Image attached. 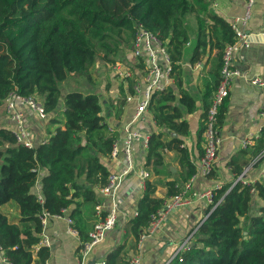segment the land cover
<instances>
[{"label": "trees", "instance_id": "obj_1", "mask_svg": "<svg viewBox=\"0 0 264 264\" xmlns=\"http://www.w3.org/2000/svg\"><path fill=\"white\" fill-rule=\"evenodd\" d=\"M209 5L210 0H0V105L14 91L32 96L48 115L46 139L30 148L16 143L12 132L0 126V250L10 264H45L48 248L38 245L44 215H61L69 209L68 218H73L83 204L99 202L97 189L108 175L102 159L109 157L118 133L104 121L94 92L67 91L59 106L58 82L71 75L94 85V64H112L115 53L130 46L136 23L164 45L175 88L168 86L149 97L147 110L155 126L176 136L165 139L162 132L148 134L143 165L149 166L152 175H160L161 152L174 150L181 168L179 181L184 183L195 172L177 137L186 131L181 108L190 112L195 106L182 86L179 64L182 47L189 40L184 16L193 15L195 21L189 63L203 58V66L208 63L203 125L219 80L223 48L233 41L230 22L210 13ZM249 148V158L258 156L260 161L264 127ZM238 153L226 162L232 179L212 190L218 202L206 207L197 237L193 235L198 245H190L180 261L176 257L166 264H264V178L231 184L242 171L239 155L247 154L245 150ZM165 185L164 195L156 197L154 184L144 181L135 215L125 221L126 234L106 254L104 264H128L122 253L126 235L136 246L150 215L181 188L174 180ZM253 197L261 201L255 210ZM80 232L83 242L87 236Z\"/></svg>", "mask_w": 264, "mask_h": 264}, {"label": "crops", "instance_id": "obj_2", "mask_svg": "<svg viewBox=\"0 0 264 264\" xmlns=\"http://www.w3.org/2000/svg\"><path fill=\"white\" fill-rule=\"evenodd\" d=\"M246 7V0H217L215 6H211L210 0L208 10L210 13H215L224 20L231 22L233 18L241 17ZM191 16L195 26L194 17ZM236 25L247 34L249 44L247 47L239 48L232 55L231 65L238 70L239 75L232 78L228 95L221 105L222 116L216 126L219 137L216 160L211 173L207 177L202 178L197 175L191 181L192 191H201L230 181L233 175L226 162L231 156H235L243 150L247 152L245 155H239V163H243L241 166V172H244L243 180L251 182L262 179L261 170L264 159L257 161L258 156L249 158L248 149L258 139L261 129L264 127V115L260 114L261 107L264 105V94L262 89L249 84L247 79L252 76H260L264 79V43L259 35V32L264 28V0H253L248 7V18L244 25L239 23ZM194 33L195 28L191 33L188 34L187 32L189 40L182 47L179 64L182 86L192 96L195 106L190 112H186L181 108V118L186 121V131L182 135H177V137L182 139L189 160L196 166L202 146L203 118L201 114L203 104L206 103L202 95L208 63L203 66L204 58L200 62L189 63ZM115 61L127 65L132 73L131 80L120 81L113 74L110 67L113 63H116ZM113 63L109 65L96 62L94 64L93 71L96 83L92 86L86 85L88 83L82 77H73L80 79V85L93 89V92L98 95L104 121L112 131L118 133L117 139H120L123 126L130 120L134 107V100L125 101V97L133 93L131 86L140 81L142 71L136 67L137 65L132 67L136 61L130 53L129 47L117 51ZM70 77L72 76L70 75ZM172 83L170 86L175 91ZM64 93L60 92L59 106H61V97ZM22 111L25 126L30 133L32 142L39 143L42 139H46L45 128L48 115L45 119H39L26 107H23ZM52 114L54 113L49 115ZM2 122L4 125L1 124ZM0 126L9 130L12 128L10 121L4 114L2 104L0 105ZM132 127L146 136L151 132H162L165 139L176 136L175 133L165 127L155 126L148 110L141 120L135 122ZM244 139H248L250 143L242 147L241 142ZM145 149L146 146L143 142H138L135 145L132 153L133 169L121 178L114 197L116 204L115 225L105 233L100 242L91 248L86 257L87 264L104 260L106 254L123 240V236L126 234L125 221L135 215L136 203L143 192L146 179L154 184V196L156 197L164 195L165 183L169 180L176 181V184L182 187L183 183L179 181L181 168L178 164L177 152L174 150L162 151V174L152 175L149 166L145 167L143 165ZM102 163L108 173H118L124 167L120 152H117L115 156L102 159ZM139 170L145 171L148 174L147 177L140 178L137 173ZM96 198L104 205L109 203V199L102 197L98 192ZM190 198L191 202L188 205L168 211L158 227L151 234L145 236L139 245H132V238L126 235L122 253L126 255L127 259L138 255L140 258L139 264L165 263L172 255L178 241L187 232L192 231L195 228V222L205 215L206 205L204 202L193 197ZM94 205L93 203L83 204L80 207L79 214L70 218L72 228L76 231L75 235L66 231V218L69 209L64 210L58 217H46L41 231V239L47 242L46 247L48 248V257L45 264H77L80 245L78 230L81 231L80 233L83 236H86V233L90 230L92 223L95 221ZM6 207L10 209L12 205ZM193 235H195V238L197 237L196 230ZM193 235L189 239V244L197 245ZM0 264H8L3 259L1 251Z\"/></svg>", "mask_w": 264, "mask_h": 264}, {"label": "built area", "instance_id": "obj_3", "mask_svg": "<svg viewBox=\"0 0 264 264\" xmlns=\"http://www.w3.org/2000/svg\"><path fill=\"white\" fill-rule=\"evenodd\" d=\"M253 0H246V10L241 17H235L230 22V27L233 32V41L224 46L221 56V69L219 73V80L212 91L210 96L209 105L205 111V120L202 130V146L201 154L198 157L195 172L189 177L187 181L182 184V187L178 192L165 198L159 209L155 213L151 214L149 221L144 231L139 235L136 245H139L141 240L151 234L160 224L163 216L170 210L175 208L186 206L191 202L193 197L198 200H202L207 206L211 205V208L217 204L218 201L213 199V189H218L220 186L212 188H205L201 191H192L191 181L198 175L202 178L207 177L212 169L217 155V145L219 141L217 129H216V114L217 109L228 95L229 85L233 77L238 76L239 72L236 68L231 65V58L235 51L239 48L247 47L248 40L247 34L237 27V23L244 25L248 18V7ZM217 0H211V6L216 5ZM259 35L264 43V28L259 32ZM130 53L135 59L136 63L132 67H138L142 72L140 81L135 82L131 88L133 93L126 95L125 101L134 100V107L131 113L130 120L123 126L122 134L120 139H115L111 144V150L109 156H115L117 152H120L124 163L123 169L118 172H110L106 177V182L103 186L97 189L98 194L102 197L109 199V203L104 205L103 203L97 202L94 205L95 221L92 223L90 230L86 233L87 239L80 242L78 249L77 264H87L86 257L91 248L98 242H100L105 233L112 229L116 221V204L115 194L119 187L121 178L125 176L129 171L133 169L132 153L135 145L138 142L146 144L147 136L141 131L133 128L132 125L141 120L147 111V103L150 95L153 92L161 91L172 83L170 76L171 66L167 51L164 45L159 39L149 30L145 29L141 23L134 25V33L131 44L129 46ZM131 67V68H132ZM111 71L119 78L120 81L132 77L131 71L127 65L116 62L111 65ZM247 82L255 87L262 89L264 94V79L260 76H252L247 79ZM134 94V95H133ZM134 98V99H132ZM3 110L5 116L12 124L11 132L16 143H19L25 147H32L33 142L30 133L25 126L22 108L26 107L31 110L39 119H45L46 114L43 111V107L40 102L36 101L32 96L18 95L14 91H9L2 99ZM260 114L264 115V105L261 107ZM42 139L39 143L43 142ZM249 140L244 139L241 142L242 147L249 145ZM259 157L264 159V149L259 154ZM262 175L264 178V164L262 166ZM140 178L147 177L145 171H137ZM243 173L241 172L238 176L233 179L239 180L243 183L247 181L243 180ZM60 216V215H53ZM46 215L41 218V226L43 227L46 219ZM206 217V214L196 223L195 228L192 231L182 237L174 247L172 255L168 258L165 264L172 258L181 260V254L188 251L190 248L189 239L193 235V232L197 229L199 224ZM66 231L72 235L76 234V231L72 228V220L66 218ZM42 231V229H41ZM47 242L41 239L38 245L46 246ZM34 251L36 248L33 249ZM1 251V250H0ZM2 252V251H1ZM3 255V254H2ZM3 259L10 264L5 257ZM140 258L138 255H134L129 258L128 264H139ZM92 264H104V260L93 262Z\"/></svg>", "mask_w": 264, "mask_h": 264}, {"label": "rangeland", "instance_id": "obj_4", "mask_svg": "<svg viewBox=\"0 0 264 264\" xmlns=\"http://www.w3.org/2000/svg\"><path fill=\"white\" fill-rule=\"evenodd\" d=\"M185 19V24H186V28H187V32L188 34L191 33L195 26H194V22H193V18L191 15H185L184 16ZM128 49V48H127ZM116 62V61H115ZM119 62V61H117ZM114 64V63H113ZM95 78V77H94ZM80 79L75 78V77H70L68 76L66 79L58 82V88L60 90L61 93H64L66 91H70V90H74V91H80L82 93L85 92H93V89H88L82 85H80ZM86 81V80H85ZM87 82V81H86ZM94 83H96V78L94 79ZM86 84V83H85ZM86 85H91L92 84H86ZM2 125H4V123H1ZM12 125V124H11ZM35 190V188H33ZM261 201L258 200L257 198H253V204H252V208H254V210L256 209V206L260 203ZM86 204V203H85ZM198 245V243H197ZM165 264V263H163Z\"/></svg>", "mask_w": 264, "mask_h": 264}]
</instances>
